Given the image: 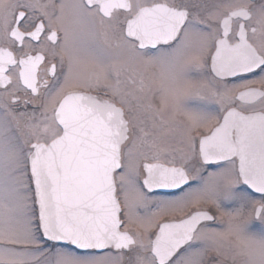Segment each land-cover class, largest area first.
<instances>
[{
  "label": "snow or ice",
  "instance_id": "obj_1",
  "mask_svg": "<svg viewBox=\"0 0 264 264\" xmlns=\"http://www.w3.org/2000/svg\"><path fill=\"white\" fill-rule=\"evenodd\" d=\"M0 264H264V0H0Z\"/></svg>",
  "mask_w": 264,
  "mask_h": 264
}]
</instances>
